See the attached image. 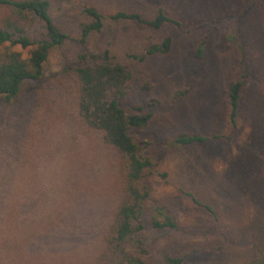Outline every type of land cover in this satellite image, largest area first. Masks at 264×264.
<instances>
[{
  "label": "rangeland",
  "instance_id": "obj_1",
  "mask_svg": "<svg viewBox=\"0 0 264 264\" xmlns=\"http://www.w3.org/2000/svg\"><path fill=\"white\" fill-rule=\"evenodd\" d=\"M51 2L69 41L51 53L41 80L0 101V264L94 263L118 204L117 155L82 120L74 80L61 73L80 53L107 49L133 75L124 105L152 115L131 133L157 164L159 174L145 181L150 208L164 206L179 223L174 231L154 229L149 214L130 247L141 241L151 264L165 256L183 264H264V0ZM88 7L107 18L119 11L153 18L162 9L179 25L108 21L84 45ZM5 15L0 7V21ZM231 30L243 51L228 38ZM167 37L174 39L170 54L133 58ZM202 41L203 61L196 54ZM244 69L247 94L234 130L228 87ZM180 134L223 138L182 146Z\"/></svg>",
  "mask_w": 264,
  "mask_h": 264
},
{
  "label": "trees",
  "instance_id": "obj_2",
  "mask_svg": "<svg viewBox=\"0 0 264 264\" xmlns=\"http://www.w3.org/2000/svg\"><path fill=\"white\" fill-rule=\"evenodd\" d=\"M70 1L57 0L60 4ZM0 7L6 9V15L0 21V101L10 102L19 95L26 81H39L44 77L45 64L51 53L63 48L69 36L57 27L51 16V0H0ZM84 15L88 18L80 25V42L84 45L91 36L102 33L108 21L114 25L135 23L154 30H160L168 24L179 25L162 9L153 18L127 11L116 12L107 18L94 7L84 9ZM37 26H41V33L33 37L32 32ZM228 38L243 51L236 30L229 31ZM173 45L174 39L167 37L147 48L143 56L133 58L144 61L148 57L168 55ZM205 46V41H202L197 49L196 54L201 61ZM16 47L20 50H16ZM61 77L74 80L80 117L90 129L102 134L105 145L117 155L118 204L103 233L102 244L94 256L93 264H151L147 260L149 253L141 241L137 242L135 248L129 245V240L144 230L143 219L150 214L152 228L165 231L177 230L179 223L164 206L156 203L150 208L151 193L145 181L159 174L157 164L143 154L142 146L131 133L148 126L152 115L145 113L140 106L124 105L128 100L133 75L107 49L101 53H80L77 63L64 68ZM247 87L244 69L243 78L231 82L228 87L230 124L234 130ZM221 138L219 135L180 134L176 143L200 146ZM193 202L213 214L211 206L196 199ZM184 260L182 257L165 256L164 264H183Z\"/></svg>",
  "mask_w": 264,
  "mask_h": 264
}]
</instances>
